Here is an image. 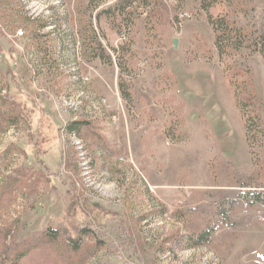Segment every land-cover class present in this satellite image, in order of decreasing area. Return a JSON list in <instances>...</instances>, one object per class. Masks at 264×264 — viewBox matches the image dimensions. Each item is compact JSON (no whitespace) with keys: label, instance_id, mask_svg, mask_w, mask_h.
<instances>
[{"label":"rangeland","instance_id":"1","mask_svg":"<svg viewBox=\"0 0 264 264\" xmlns=\"http://www.w3.org/2000/svg\"><path fill=\"white\" fill-rule=\"evenodd\" d=\"M226 13L264 0H0V264H264L258 206L196 209L264 189V55L220 50Z\"/></svg>","mask_w":264,"mask_h":264},{"label":"trees","instance_id":"2","mask_svg":"<svg viewBox=\"0 0 264 264\" xmlns=\"http://www.w3.org/2000/svg\"><path fill=\"white\" fill-rule=\"evenodd\" d=\"M230 17L228 14H222L217 17L211 18L210 22L215 30V41L217 46L222 50L224 47H232L234 44L235 47H241L244 43L247 44L251 40L250 32L255 34V40H260L262 46V54L264 55V17L260 18H253L248 23H241L235 19H229ZM236 24V25H235ZM238 24V25H237ZM248 27L251 28V31L248 30ZM235 36V37H234ZM234 38V41L231 40ZM235 41L237 43H235ZM258 43V42H257ZM72 124H70L71 126ZM236 188H230L228 191H216L211 198L210 203L198 205L196 209L200 211L201 214H204L205 217H215L217 215L218 209H220V219L219 221H215L213 223L222 222L231 229H240L245 227L246 225L250 224L252 218L255 214L250 213H239L232 214L231 209L239 208V207H250V206H258L261 211H264V189L253 188L243 190L245 187L244 182H238L235 184ZM228 198V199H227ZM227 199L228 201H226ZM86 207V206H84ZM89 209V207H87ZM112 222H115V217L108 218L105 223H103L102 228L104 229L101 233L103 236V241L100 240L99 242H105L104 236H106V231L108 229H112L113 231H118L119 229L122 230V223H118L117 227L111 225ZM206 227H211L206 226ZM91 227H87L85 229H81L83 233H90L92 236L100 238L101 236L98 235L97 231H93L90 229ZM208 228L203 229L200 231L196 236L191 235L187 237L185 242L190 246H201L208 242V237L210 231ZM102 239V238H101ZM175 244V242H174ZM78 241L74 240L71 245V249H77ZM29 247V245H28ZM26 249L23 250H16L14 255L12 256L9 264H15V262L22 257L25 253Z\"/></svg>","mask_w":264,"mask_h":264},{"label":"built area","instance_id":"3","mask_svg":"<svg viewBox=\"0 0 264 264\" xmlns=\"http://www.w3.org/2000/svg\"><path fill=\"white\" fill-rule=\"evenodd\" d=\"M75 143L79 145V149L81 150L82 149V143H81V141L79 139H76Z\"/></svg>","mask_w":264,"mask_h":264},{"label":"water","instance_id":"4","mask_svg":"<svg viewBox=\"0 0 264 264\" xmlns=\"http://www.w3.org/2000/svg\"><path fill=\"white\" fill-rule=\"evenodd\" d=\"M173 44H174V45L176 44V41H175V40H173Z\"/></svg>","mask_w":264,"mask_h":264},{"label":"crops","instance_id":"5","mask_svg":"<svg viewBox=\"0 0 264 264\" xmlns=\"http://www.w3.org/2000/svg\"><path fill=\"white\" fill-rule=\"evenodd\" d=\"M23 106V105H22ZM23 108V107H22Z\"/></svg>","mask_w":264,"mask_h":264}]
</instances>
